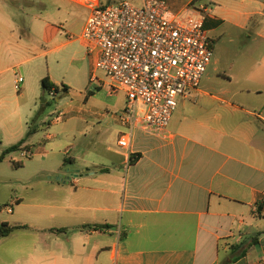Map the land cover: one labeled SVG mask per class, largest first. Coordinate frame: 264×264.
<instances>
[{"label":"crops","instance_id":"1","mask_svg":"<svg viewBox=\"0 0 264 264\" xmlns=\"http://www.w3.org/2000/svg\"><path fill=\"white\" fill-rule=\"evenodd\" d=\"M14 1L0 0V76L37 58L14 64L15 57L39 45L59 43L40 54L73 45L70 61L75 71L82 73L83 65L89 64L93 81L96 57L87 53L88 44L82 39L90 12L81 18L77 5H83L75 0H51L50 18L41 13L29 23L21 13L20 21H15L10 8ZM17 1L47 8V0ZM217 1L212 14L207 9L208 35L228 26L229 36L248 32L249 38L264 41V0ZM66 2H73V33H80L72 38L67 32L63 40L62 26L49 19L65 13ZM64 23L69 31V20ZM260 49L253 46L248 58L253 71L264 63ZM50 79L59 87L68 85ZM102 84L110 94L123 93L121 106L116 104L119 110L104 114L113 120L102 130L111 137L118 133V138L109 143L107 158L88 161L92 167L67 170L66 175L51 172L45 184L14 200L33 221L13 225L34 229L23 235V243L31 248L17 263L264 264V93L243 89L244 104L224 99L230 95L227 91L216 95L198 87L181 97L184 110L175 111L167 136L136 130L130 148L124 149L118 141L125 129L114 114L125 108L126 93L114 92L110 82ZM231 93L232 98L239 94ZM202 98L213 107L188 103ZM68 109L73 111V104ZM23 133L8 132L0 154L22 140ZM31 146L27 140L22 154H30ZM72 148L69 145L64 153Z\"/></svg>","mask_w":264,"mask_h":264},{"label":"rangeland","instance_id":"2","mask_svg":"<svg viewBox=\"0 0 264 264\" xmlns=\"http://www.w3.org/2000/svg\"><path fill=\"white\" fill-rule=\"evenodd\" d=\"M121 1H129L139 7L144 5V0H103L105 4H117ZM188 1L167 0L174 10L180 8L183 2ZM194 5L196 7L208 6V12L212 14L219 3L217 0H197ZM77 7L82 11L81 18L88 17L87 8L79 5ZM10 8L14 11L15 21H20L19 14L25 13L24 18L29 23L34 15L41 16V13L50 18V13L54 9L51 0H47L46 9L36 6L28 7L17 0ZM63 9H66L65 13L60 12V16L54 21L49 20L57 26H62V39L65 40L67 32L73 38L80 31L73 33V2L68 3ZM205 15L207 17V12ZM65 19L69 20V31L64 27ZM228 34V26L222 28L219 34L209 33L214 54L199 90L209 91L216 95L223 91H227L230 95H232L231 92H239L235 98L230 95L223 96V98L236 103L244 102L241 99L244 95L241 91L247 87L259 89L264 93V63L260 69L253 71L251 63L248 62L253 46L261 48L260 55L264 57V41L249 38L248 32L232 36ZM57 44L59 43L49 47L39 45L35 51L31 50L29 53L21 54L19 58L15 57L14 64L26 58H37L15 66V71L12 73L0 76L4 78L0 80V83H3L2 90H0V144L4 142L5 145L8 132L11 135L13 129L18 132V136L21 132H24L26 136L28 126L37 128L36 134L28 139L32 145L30 154L24 155L21 150L13 151L0 162V223L31 224L33 216L30 213H22V206H17L14 202L16 198H23L27 191L36 190L45 184L51 172L66 175L69 173L67 170L92 167L87 164L88 161L107 158L109 143L115 142L118 138V133L111 137L108 132L104 133L102 130L110 125L108 121L112 119L104 114L108 111L119 110L118 106H121V101H123V93H109L107 84L106 86L102 84L103 81L109 83V79L102 70L95 72L98 80L90 81L89 64L83 65L82 73L75 71L76 67L70 61L73 55V45L58 49L49 55L40 54L49 48H54ZM41 76H49L59 83H67L70 86L69 92H60L56 96L45 93L41 79H39ZM19 77H23L26 81L21 91L14 88V79ZM44 98L47 99V104L43 102ZM86 99H89V102ZM177 101L178 112H183V99L178 96ZM188 103L191 106L213 107L206 102L205 98H202L199 103L192 100ZM69 104H73V111L68 109ZM21 138L14 139L16 140L14 142H18ZM69 145H73V148L70 152L64 153ZM12 209L16 210L14 214L8 212ZM33 231L34 229L28 227L18 229L8 237L1 239L0 264H20L17 260H20L26 250L31 248L23 243V235L32 234Z\"/></svg>","mask_w":264,"mask_h":264},{"label":"built area","instance_id":"3","mask_svg":"<svg viewBox=\"0 0 264 264\" xmlns=\"http://www.w3.org/2000/svg\"><path fill=\"white\" fill-rule=\"evenodd\" d=\"M75 1L90 12L82 39L96 57L93 81L102 70L112 90L127 96L125 108L114 114L125 129L119 146L129 149L136 130L167 136L177 97L200 86L213 59L205 28L208 7L194 1L178 10L167 0H144L142 7L129 1ZM23 82L22 77L15 81L16 90Z\"/></svg>","mask_w":264,"mask_h":264},{"label":"trees","instance_id":"4","mask_svg":"<svg viewBox=\"0 0 264 264\" xmlns=\"http://www.w3.org/2000/svg\"><path fill=\"white\" fill-rule=\"evenodd\" d=\"M196 1L197 0H194V2H196ZM41 84H42V87H43V90L45 91V93H51L52 91H54L55 94H59L60 92H63V93L69 92V87L67 85L63 84L61 87H59L54 82L51 81L49 76L44 77L41 80ZM47 103H48V101H46V104ZM36 132H37V128L30 126L26 136L22 140H20L18 143L12 145L11 147H8L6 150L3 151V153L0 156V162H2L4 160V158L6 157L7 154H9L13 151L21 150L23 148L24 143H26V141L32 135H34ZM89 226L93 227V228L107 227V226H103V225H89ZM23 228H27V225H11L7 222L0 223V240L5 238V237H8L15 230L23 229Z\"/></svg>","mask_w":264,"mask_h":264},{"label":"water","instance_id":"5","mask_svg":"<svg viewBox=\"0 0 264 264\" xmlns=\"http://www.w3.org/2000/svg\"><path fill=\"white\" fill-rule=\"evenodd\" d=\"M43 102H46V99L45 98L43 99Z\"/></svg>","mask_w":264,"mask_h":264}]
</instances>
